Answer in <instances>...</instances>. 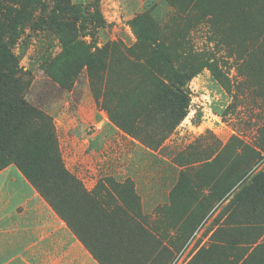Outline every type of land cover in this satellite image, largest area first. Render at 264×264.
<instances>
[{
    "label": "rangeland",
    "instance_id": "obj_1",
    "mask_svg": "<svg viewBox=\"0 0 264 264\" xmlns=\"http://www.w3.org/2000/svg\"><path fill=\"white\" fill-rule=\"evenodd\" d=\"M1 44L20 127L87 192L112 177L118 207L135 194L112 215L116 264L264 259V187L239 194L264 172V0H0ZM205 63L220 80L189 79ZM175 91L187 106L173 128Z\"/></svg>",
    "mask_w": 264,
    "mask_h": 264
},
{
    "label": "trees",
    "instance_id": "obj_2",
    "mask_svg": "<svg viewBox=\"0 0 264 264\" xmlns=\"http://www.w3.org/2000/svg\"><path fill=\"white\" fill-rule=\"evenodd\" d=\"M158 47L160 46L158 45ZM73 51L74 45L69 42L64 43L61 61L59 63L62 64L63 61L71 58ZM164 59L168 60V58ZM16 60L17 59L8 50L4 49V45L1 44L0 143H9L11 157L0 154V170L10 164L16 166L57 215L64 220L68 228L99 264H106V262L116 264V262H118L115 257L116 255L111 250L114 248L116 241L114 238L116 234L118 236L124 227H121L122 229L120 228L116 232L114 228L116 225L113 224L112 215L121 209L123 211V213L121 211L122 218L123 216L125 217L124 213L126 212L124 211L127 210V212H130L128 201L129 199H135V197H132L135 196V194L132 190L129 192L130 196L124 195V193L120 191L121 195L119 199L124 205L121 204V208L118 207L116 202L119 200L116 192L120 187L119 184L114 183L112 177L101 179L106 185H101L100 182L102 181L99 180L94 190L92 192H87L82 183L66 170L61 162L56 146L50 145L51 147H43L41 141L34 140L30 137L31 135H29L28 130H23L20 127L18 122L22 118V110L17 108L15 97L9 92V87L14 76L12 71L14 70L13 67ZM93 65H96V67L100 69L105 67L104 63L101 61H88L87 68L90 69ZM212 67V64L205 63V65H201L199 69H193L195 71H192L191 75H189V79L202 68H207L215 80H220L219 73H216ZM172 73V76L175 78L180 76L179 72L176 70ZM175 96L174 105L171 106L169 113L174 120L173 128H175L186 116L187 106L186 99L180 98L178 91H175ZM156 98L161 99L160 95ZM31 114L35 115L30 110L26 118L29 119ZM31 117L33 119L39 118L41 121L44 120L43 116L40 114L36 117ZM29 121H31L30 125H36L33 120L29 119ZM114 124L120 128L117 123L114 122ZM51 142L54 143L52 139ZM263 187L264 172H260L253 176L251 183H248V185L241 189L239 194H242V196L240 197L244 199V195L247 196L248 192H251V190L256 189L262 191ZM224 194H226L225 191ZM224 194L219 197V199L222 198ZM111 196H115V198L112 203H109L107 198ZM137 200L136 198V201ZM126 217L127 219L131 218L130 216L128 217L127 214ZM95 224H100V227H96Z\"/></svg>",
    "mask_w": 264,
    "mask_h": 264
},
{
    "label": "crops",
    "instance_id": "obj_3",
    "mask_svg": "<svg viewBox=\"0 0 264 264\" xmlns=\"http://www.w3.org/2000/svg\"><path fill=\"white\" fill-rule=\"evenodd\" d=\"M153 202L163 203L161 198ZM0 264H99L13 164L0 170ZM248 264H264V259L257 256Z\"/></svg>",
    "mask_w": 264,
    "mask_h": 264
}]
</instances>
